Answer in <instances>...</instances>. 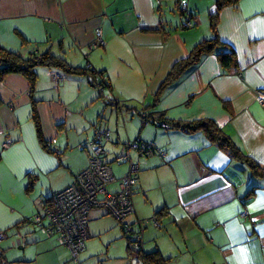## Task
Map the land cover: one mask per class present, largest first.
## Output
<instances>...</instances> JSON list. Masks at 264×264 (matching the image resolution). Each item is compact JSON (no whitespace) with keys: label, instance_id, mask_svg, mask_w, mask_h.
Masks as SVG:
<instances>
[{"label":"crops","instance_id":"crops-1","mask_svg":"<svg viewBox=\"0 0 264 264\" xmlns=\"http://www.w3.org/2000/svg\"><path fill=\"white\" fill-rule=\"evenodd\" d=\"M180 4L194 15L193 27H182ZM97 30L103 45L93 48ZM214 35L218 48L233 53L231 64L210 52L155 101L172 67ZM0 46L23 58L50 53L82 71L37 67L32 92L22 75L0 80L1 264H83L86 245L75 262L31 219L87 167L99 129L110 133L103 148L113 176H126L130 163L138 168L126 223H143V254L157 253L164 264H264V176L202 131L170 127L210 120L264 169V107L255 99L264 90V0L221 9L216 0H0ZM93 71L107 82L101 93ZM143 114L159 125L143 123ZM136 140L151 146L117 162L122 145ZM90 213L95 235L110 238L108 252L122 244L119 262L129 264V236L104 209Z\"/></svg>","mask_w":264,"mask_h":264},{"label":"built area","instance_id":"built-area-1","mask_svg":"<svg viewBox=\"0 0 264 264\" xmlns=\"http://www.w3.org/2000/svg\"><path fill=\"white\" fill-rule=\"evenodd\" d=\"M182 23L184 27H193V14L185 5H179ZM96 43L93 48L103 45L100 30L96 31ZM88 69H91L90 67ZM92 70V69H91ZM58 76L53 77L57 82ZM94 85L98 91H102L106 80L99 74H93ZM256 102L264 107V90L255 92ZM143 123H153L156 121L142 115ZM162 127L166 125L161 124ZM110 133L107 130L96 131L90 141V156L87 167L76 177V181L63 190L52 194L43 205L42 211L35 214L31 219L33 227L46 238H52L55 242L66 248L71 259L78 262V255L84 250L85 242L89 238L88 221L89 213L96 208L104 209L121 226L123 232L129 236L134 251L140 252L142 244L143 223L139 220L135 225L126 223L128 216L133 214L132 197L137 184V166L130 163L129 173L116 179L109 165L104 161L103 143L108 142ZM151 145H145L140 140L127 142L122 157L117 162H130L129 152L147 151ZM118 181L119 189L115 193L107 191L108 185ZM101 197V198H100ZM154 226H158L153 221ZM7 238L5 232H0V243ZM17 245L24 247L27 243L24 236L19 234ZM1 264V257H0Z\"/></svg>","mask_w":264,"mask_h":264},{"label":"trees","instance_id":"trees-1","mask_svg":"<svg viewBox=\"0 0 264 264\" xmlns=\"http://www.w3.org/2000/svg\"><path fill=\"white\" fill-rule=\"evenodd\" d=\"M237 2L238 0H216V6H217V9H221L224 7L235 5ZM214 19H215L214 16H212V21H211L212 29H215ZM182 27L186 28L184 27V25H182ZM220 44L221 43L218 41V38L216 35H214L210 39L202 40L201 42H199L193 48V50L190 52L187 58L177 62L172 67L170 72L167 74L165 80L161 84L159 92L157 96H155V101H158L160 97L159 96L160 92L164 88L168 87L173 82L177 81L186 70L193 67L195 64L199 62L202 56L210 52L215 51L221 65L223 67H228L232 62L233 53H229L228 51H224L218 48ZM37 67L57 68L65 74L82 73V71H80L79 69L71 68L63 59L56 57L50 53H44L40 55L31 54L29 55V57L23 58L18 53L6 50L0 46V80H2L5 76L9 74L22 75L28 81L30 91L32 92L34 88L33 84L36 79L35 69ZM88 71H90V69H88ZM93 74H97V73H95L94 71L92 72V77H91L92 82H93ZM107 86H108L107 83H105L104 88ZM102 91H98V92L101 93ZM35 124L37 128V133L41 140L43 148L47 149V145H45L44 141H42L40 137L39 123L35 122ZM170 127L180 130L187 134L195 133L197 131H202L207 137V139L209 140V142L214 143L219 148L225 150L229 154V156L234 158L235 160L245 163L250 168L254 176L256 177L264 176V169L259 168L249 157L244 156L240 152V150L235 146V144H233V142L212 121L200 120V121H196V122L188 123V124L171 123ZM103 130H106V129H103ZM97 131H101V129ZM103 159H104V156H103ZM131 244H132L131 240L129 239V252L137 254L139 258H141V260L145 264H164V261L157 253L145 255L141 252V250L138 253L133 250Z\"/></svg>","mask_w":264,"mask_h":264},{"label":"rangeland","instance_id":"rangeland-1","mask_svg":"<svg viewBox=\"0 0 264 264\" xmlns=\"http://www.w3.org/2000/svg\"><path fill=\"white\" fill-rule=\"evenodd\" d=\"M96 88V87H95ZM97 89V88H96ZM92 215V213H90ZM96 224L94 220L89 221L90 229L92 234L95 235V231H93L92 225ZM103 225L98 224L96 228L100 229ZM109 237H102L99 239V236H94L91 240H89L92 244L90 245V249L88 247L89 242H85L86 251L83 255L80 256V261L83 264L97 263L101 262V264H121L119 262V258L124 257V246L122 244H117L112 248L111 252H108L107 246L109 244ZM84 257V258H83Z\"/></svg>","mask_w":264,"mask_h":264},{"label":"water","instance_id":"water-1","mask_svg":"<svg viewBox=\"0 0 264 264\" xmlns=\"http://www.w3.org/2000/svg\"><path fill=\"white\" fill-rule=\"evenodd\" d=\"M215 12H216V11H215V9H214V13H215ZM210 14H212L211 11H210ZM126 144H127V143H125V144L122 145L121 152H120V154H119V156H118L117 159H119L120 157L123 156L124 151L126 150V148H125ZM130 160H131V159H130V152H129V161H130ZM129 264H145V263L141 260V258H139V256H138L137 254H134V257L130 260V263H129Z\"/></svg>","mask_w":264,"mask_h":264}]
</instances>
